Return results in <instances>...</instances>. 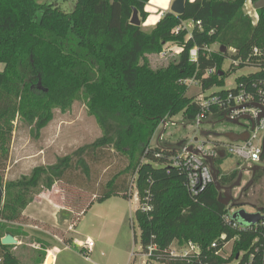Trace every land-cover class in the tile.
<instances>
[{"label":"trees","instance_id":"16d2710c","mask_svg":"<svg viewBox=\"0 0 264 264\" xmlns=\"http://www.w3.org/2000/svg\"><path fill=\"white\" fill-rule=\"evenodd\" d=\"M150 1L75 0L71 11L64 12L50 2L0 0V64L4 65L0 70V164L9 155L17 121L30 127L32 137L40 138L54 120L55 110L69 111L76 102H85L103 131L92 144L57 158L53 165L37 166L17 181L5 183L0 177L4 190L0 217L7 221L0 224V264H23L12 252L16 246L3 245L2 240L23 235L13 224L24 221L36 192L51 191L72 170L93 179L90 161H99L105 150L121 155L127 165L100 187L80 214L96 201L119 195L130 199L135 187L136 219L144 247L153 242L167 248L175 240H185L208 251L223 234L244 237L224 223L230 208L221 203L215 184L198 197L190 196L185 172L170 165L174 153L152 146V140L163 121L194 122L200 112V94L214 88L223 96L236 93L237 88L226 87L232 73L249 70L234 85H244L254 94L264 92V62L252 56L255 47L264 49V9L258 10L260 19L255 24L245 11V0H186L183 15L169 11L148 32L143 25ZM135 10L141 26L131 24ZM198 22L201 29L195 26L191 32L174 33L184 24ZM169 43L181 52L167 65L154 67L152 58L159 57ZM215 44L221 51L205 50ZM195 47L200 50L197 63L190 60ZM223 48L237 50L234 58L242 60L238 68L223 70L227 61ZM210 70L216 73L206 77ZM188 79L200 83V94L188 95L189 87L181 83ZM221 162H216L218 181L223 187L231 186L239 171L225 174ZM145 204L149 211L142 210ZM34 245L41 256H48L49 244L36 239ZM245 249L247 245L237 244V250Z\"/></svg>","mask_w":264,"mask_h":264},{"label":"rangeland","instance_id":"374dc122","mask_svg":"<svg viewBox=\"0 0 264 264\" xmlns=\"http://www.w3.org/2000/svg\"><path fill=\"white\" fill-rule=\"evenodd\" d=\"M38 1L54 3L64 12L71 11L75 3V0ZM210 49L219 52L220 46L215 44ZM175 56L178 54L171 52L167 57H153L151 61L157 68L167 65ZM228 68L229 62L226 61L224 69L228 71ZM3 69L4 65L0 64V70ZM248 72L249 70L245 69L229 75L226 87H232L238 77ZM188 90L189 96L202 92L200 85H193ZM215 91L217 88L208 91L207 94ZM171 122L175 125L168 128L162 146L188 143L194 136L200 141L208 137V141L213 145L226 142L227 133L241 134L246 130L243 126L231 124L216 116L209 117L199 130L191 126L193 124L187 125L183 120L174 119ZM15 126L9 155L0 164V177L5 183L29 175L37 166L53 165L57 158L70 155L77 149L92 144L103 134L83 101L76 102L69 111L55 110L54 120L42 131L40 138L32 137L30 127L20 121H17ZM158 132L164 131L160 128ZM156 139L155 137L153 145ZM90 165L93 169V179L87 180L82 173L72 170L62 182L56 183L51 191L40 188L36 192V201L28 211L31 217L37 220H32L36 223L37 230L24 229L22 224L30 220V218L26 219L25 215L24 221L13 224L14 228L22 229L23 235L18 237L20 243L12 252L23 264H49L48 257L41 256L37 251L34 245L36 239L43 240L50 245V249H55L57 257L54 264H132L133 251L142 248L141 229L136 219L139 202L135 187L132 192L134 196L130 199L119 195L102 202L96 201L86 212L80 214L94 199V194L101 190L100 187L126 167L127 161L121 155L105 150L99 155V161H90ZM220 167L225 174L236 170L240 173L244 170L239 159L232 156L223 159ZM249 180L245 177L242 186ZM245 187L234 190V197L238 199L242 194L239 202L244 205L241 208L252 214L264 206V178L242 191ZM53 237H58L63 243ZM87 238H90L95 245L92 252H88V256L85 253L87 251H83Z\"/></svg>","mask_w":264,"mask_h":264},{"label":"built area","instance_id":"2783aa9c","mask_svg":"<svg viewBox=\"0 0 264 264\" xmlns=\"http://www.w3.org/2000/svg\"><path fill=\"white\" fill-rule=\"evenodd\" d=\"M194 1V0H191ZM260 0H257V2ZM255 2L253 0H245V11L254 19V23L259 21L258 10L255 8ZM197 26L201 29V22L197 24L187 23L183 27L177 28L174 33L178 35L182 29H186L189 32ZM191 36V35H189ZM188 36V37H189ZM205 50L211 49L206 47ZM230 50V51H228ZM199 48L195 47L190 51V60L193 63L198 62ZM221 51V50H219ZM171 52L179 54L181 48L175 44L169 43L165 45L163 52L160 56L167 57ZM227 56L229 62L228 71L231 68H238L242 62L241 59H235L237 50L234 48L227 49L224 53ZM254 58L264 62V49L255 47L252 52ZM223 70H225L223 68ZM253 71H259L258 68H252ZM225 72H227L225 70ZM216 73V70H210L207 72L206 77L212 76ZM182 84L191 87L193 85H200L195 79H188L181 82ZM230 88H237V92H229L228 94L220 95L218 92L211 94L202 93L198 96L197 102L200 105V112L198 113L194 122L187 124L194 126L197 130L201 125L206 123L209 117L218 116L220 119H228L231 121H240L242 126L246 129L244 132H249L250 137L245 142H232L227 138L226 142L211 144L208 141V137L203 141H200L198 137L194 136L190 142H183L180 145L174 146L166 145L169 151L174 154L170 158V165L173 168H178L185 172L187 176V189L192 197H198L203 193L205 188L213 182V172L209 163V160H213L215 163L219 160H223L228 156L236 157L239 159L242 167L254 166L259 164L264 154L263 141H264V119L259 120V116L263 113L254 107V104L261 106L264 109V92L259 90L257 94L248 92L244 85H233ZM214 110L218 111V114H214ZM249 117L250 120H244ZM255 124L254 130L253 123ZM175 123L171 121H163L160 125L163 133L157 131L155 145L162 146L165 135L168 132V128ZM243 132V133H244ZM153 138V140H154ZM152 140V142H153ZM192 150V152H191ZM194 151L199 152L198 155ZM225 157L222 159L221 154ZM161 158L160 155H157ZM246 169V168H244ZM134 196V195H133ZM137 199H138V195ZM139 202V199H138ZM229 211L223 216V221L227 227L238 233L245 234L241 238L240 235L229 238L227 234L221 235L218 240L213 242L209 246V250L205 251L203 247L193 241H180L175 240L167 248H161L155 243H151L147 246H142L141 250L133 251L131 256L132 264H264V212H261L262 219L255 225L246 224L242 220L234 218L236 212L240 210L238 207L229 206ZM151 207L148 204L142 206L143 211H149ZM255 213L252 214H256ZM7 223L2 217H0V224ZM38 228L36 227V230ZM249 235V236H248ZM251 235V236H250ZM243 236V235H242ZM241 242L247 245L245 250H237V244ZM94 242L87 238L85 240L84 249L88 252H92L94 248ZM88 258V257H87Z\"/></svg>","mask_w":264,"mask_h":264},{"label":"water","instance_id":"95a60500","mask_svg":"<svg viewBox=\"0 0 264 264\" xmlns=\"http://www.w3.org/2000/svg\"><path fill=\"white\" fill-rule=\"evenodd\" d=\"M185 6H186V0H175L171 6L170 11L176 15H183L185 13ZM255 8L257 10L264 9V0H260V1L256 2ZM131 24L136 25V26L142 25L137 10L134 11V15H133V19L131 21ZM226 51H227L226 48L222 49V52L225 53ZM253 106L260 109V110H263V113H261L259 116V120L264 119V109L261 106H258L257 104H254ZM244 120H250V118L246 117V118H244ZM226 121L231 123V124L242 126L241 122L238 120L237 121H231V120L226 119ZM252 123H253L252 129L254 130L255 124H254V122H252ZM226 137L232 142H239V141L245 142L249 139L250 134H249V132H244L241 134L230 132V133L226 134ZM263 148H264V141H263ZM191 152H192V150H191ZM194 153L196 155L199 154V152H197V151H194ZM224 157H225V155L222 153L221 158L223 159ZM209 163H210V166H211V169L213 172V182H214L217 190L220 192L221 203L224 206H232V207L240 208V210L238 212H236L234 215L235 219L242 220L246 224H249L252 226L257 224L262 219L261 212L263 211V208H258L256 214H250L245 209L241 208L244 205V203L239 202L242 194L240 195V197L238 199H236L233 196V191L242 186L243 171L240 172L239 177L234 184H232L231 186H228V187H223L220 185V183L218 181L220 171L216 168V163L213 160H209ZM251 169L255 170L256 168H251ZM250 186H251V183L247 184V186L242 191H244L245 189H248ZM3 195H4V190H3L2 186H0V197H2ZM17 243H18V241L14 237H12L11 235L6 236L2 240L3 245H17ZM51 259H52V257L51 258L49 257V259H48L49 264H51L50 263Z\"/></svg>","mask_w":264,"mask_h":264},{"label":"crops","instance_id":"0c3cea01","mask_svg":"<svg viewBox=\"0 0 264 264\" xmlns=\"http://www.w3.org/2000/svg\"><path fill=\"white\" fill-rule=\"evenodd\" d=\"M174 1L175 0H151L150 3L148 4V6L146 7V12L149 14V17H148L146 23L143 25L144 30H146L148 32L153 30V28L161 20L163 15L171 10V6H172ZM152 4H154V5H152ZM216 118H218V116H216ZM33 205L34 204H31L30 206H28V208L26 209V211L24 213V215L27 217L26 219L30 218V220H28V221H26V223L22 224L24 229H26L27 231H29L31 229H36V226H35L36 223H33L32 220H34V221H37V220L34 219L33 217H31V214L28 211L29 208L31 206H33ZM66 211H68L71 215H73V213L70 212L69 210H66ZM32 234L35 235L33 232H32ZM37 237H38V235H37ZM53 238L56 241H58L60 243H63L58 237H53ZM16 240L18 241L17 244H19L20 243V239L17 237ZM15 246H17V245H15ZM54 250H53V248L50 249V251L48 252V256H47L48 259H49V257L50 258L52 257V259L50 261L51 264H54V262L56 260V257H57L56 253L54 252ZM84 251H87V249H84Z\"/></svg>","mask_w":264,"mask_h":264},{"label":"flooded vegetation","instance_id":"af4514ba","mask_svg":"<svg viewBox=\"0 0 264 264\" xmlns=\"http://www.w3.org/2000/svg\"><path fill=\"white\" fill-rule=\"evenodd\" d=\"M221 120H225V119H221ZM263 158H264V154L262 156L261 162L259 164L254 165V166H251V167H249V166L242 167L241 166V168H246V169L243 170V179H242V181L244 180L245 177H248L250 180H249V182H247V184L251 183V185H253L254 183L259 182L261 179L264 178ZM251 168H256V169L252 170ZM247 184H245V185H247ZM245 185L241 186L240 188L245 187ZM233 196H234V191H233Z\"/></svg>","mask_w":264,"mask_h":264}]
</instances>
